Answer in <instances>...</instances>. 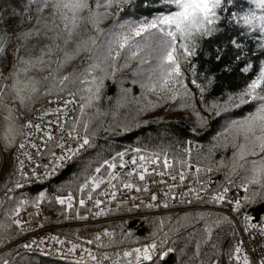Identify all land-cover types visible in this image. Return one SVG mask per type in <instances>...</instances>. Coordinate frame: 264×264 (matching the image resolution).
<instances>
[{"label":"snow or ice","instance_id":"snow-or-ice-1","mask_svg":"<svg viewBox=\"0 0 264 264\" xmlns=\"http://www.w3.org/2000/svg\"><path fill=\"white\" fill-rule=\"evenodd\" d=\"M247 2L254 7L243 15H238L237 12L230 11L235 0H152L154 14L151 19L144 18L137 22L126 20L106 31L101 25L112 16L111 9L124 11L123 6H130L133 0H6L5 8L0 10V170L7 164L5 157L8 152L5 149L10 150L13 146L29 161H33L34 156L46 148L53 157L49 171L43 173L48 178L56 175L57 169L62 166L78 163L81 153L94 147L95 130L92 123L98 118L99 112L92 110L96 107L95 102L101 99L104 81L130 67L131 61H137L139 65L150 64L148 57L158 52L155 57L157 63L147 69L146 82L142 87L165 100L175 101L178 96L191 99L193 93L185 83L181 59L189 63V58L196 55L200 40L211 38L214 33L221 31L219 25L222 20L244 29L240 35L254 39L258 50L264 52V0ZM144 6L148 4L145 3ZM46 11L48 16L43 15ZM21 23L24 26L17 31V25ZM146 34L149 38L158 36L159 39L155 43H149L144 39ZM13 37L21 43L9 52L6 45L11 43ZM229 43L236 49L244 47L235 38ZM146 51L147 57L142 56ZM222 53L221 49L215 57L217 64L224 60ZM81 56L84 59L74 63ZM235 59L239 61L241 56L237 55ZM222 68L224 72L232 70L227 63ZM191 71L195 76L194 66ZM241 71L244 74L251 73L253 64L245 63ZM202 75L205 77L203 83L194 78L191 84L199 90L203 100L205 86L211 89L216 83V77L212 73ZM36 104L41 106L36 108ZM50 104H56L57 107L49 110ZM247 105H251L249 113L242 119L230 120L220 134L223 142L233 150L228 164L223 160L205 163L207 157L193 160L189 150L185 151L184 156L170 160L163 150L147 152L141 148L133 149L137 155L128 160L125 159L126 152H117L111 159L101 161L93 169L95 174L87 175L83 183L78 185V191L85 193L88 201H92L93 206L98 209L92 216L98 218L108 214L101 208L104 201L96 198L93 193L109 197L108 203H111L117 199L118 191L149 192L146 178L154 176L160 177L158 183L167 187L163 208L169 207L168 199H176L172 190L185 186L190 175L200 187L189 185L188 191L181 196V203L192 204L193 201H199L204 204L228 205L231 206L229 211L235 213L240 212L242 200L247 205L264 206V61L238 93L229 95L227 103L206 105L205 114L197 111L194 104H188L187 107L192 108L197 126H206L208 112L220 116L233 107ZM48 117L54 119H46ZM192 130L195 131V128ZM29 148L35 152L27 151ZM52 148L60 151L57 153ZM16 160L25 179H39L40 174L36 169L40 165H35L31 173H24V160L19 155ZM177 164L179 168L176 167ZM221 168L228 169L227 176L240 179L239 187L245 192L244 197L228 198L227 186L207 197L201 196V192H208L206 185L212 183L210 178L202 181L201 176ZM125 169L127 171H123ZM166 176L179 183L167 184L164 179ZM137 180L144 182L143 185L138 184ZM156 182L153 180V183ZM15 186L23 187L19 182ZM250 186H258L259 191H253L249 195ZM6 190L10 192L12 189ZM190 194L192 199L185 200L184 197ZM45 199L46 194L41 191L33 202L34 206L39 207L40 202ZM130 199L136 200L137 197L132 196ZM150 199L155 202L158 197L152 194ZM55 202L66 209H73L71 193L56 197ZM28 203L27 200H20L9 213V218L17 228H22L23 225L15 217L20 215L21 209ZM78 203L81 208L86 206L84 199H80ZM157 206L155 203L145 205L149 209ZM87 211L92 212V209L88 208ZM76 218L86 221L89 216L77 212ZM243 218L247 222L243 231L247 233L256 230L264 241V223H252L255 217L250 214ZM182 219L185 221L183 224L177 221L180 227H190L204 221L203 238L195 245L193 256V261H199V264H205L199 260L201 244L213 238L214 229H219L224 224H233L228 216L213 218L211 213L203 212L191 217L186 215ZM261 221H264V215L261 216ZM159 227L163 229L164 220L160 221ZM172 230L179 231V227ZM232 234L236 235L235 231ZM127 235L130 237L132 233ZM167 235L165 233V237ZM189 235H195V232H190ZM113 237L114 233L105 229L92 239L84 241L88 245H94L99 251L82 248L79 259L72 264H87L88 261L91 264H153L157 243L153 241L130 250H116L125 240H115ZM104 238H107L106 242ZM51 239L61 245L65 244L64 240L56 236ZM251 239H255V236ZM35 243L33 240L23 247L31 250ZM40 243L43 244L44 241L41 240ZM243 244V240L235 243L228 241L226 252L222 253L220 244L213 243L215 252L211 264H226L224 259L219 258L223 256L227 257V264H264V250L257 251L254 247L256 255L250 258ZM80 248L81 245L72 243L64 254L75 253ZM171 251L169 248L161 253L159 259H164ZM3 264H8V261L5 260Z\"/></svg>","mask_w":264,"mask_h":264},{"label":"trees","instance_id":"trees-1","mask_svg":"<svg viewBox=\"0 0 264 264\" xmlns=\"http://www.w3.org/2000/svg\"><path fill=\"white\" fill-rule=\"evenodd\" d=\"M151 2L152 0H133L130 6H123L124 11L118 12L116 8L111 9L113 20L102 24L101 28L107 31L116 24L126 20L137 22L144 18L151 19L154 14ZM145 3L148 6H144ZM253 7L247 0H235L230 11H235L238 15H243ZM240 23L242 24V21ZM23 26V23L18 25L17 31ZM219 27H221V31L214 33L211 38L200 40L196 55L189 58V63L181 59V69L185 73V83L188 84L189 89L193 93L191 99L186 100L178 96L175 101L171 99L165 100L142 87V84L146 82L147 69L152 67L151 63L139 65L137 61H131L130 67L124 68L112 79L105 80L104 87L101 91V99L95 102L96 107L92 110V112H99L98 118L92 123V128L95 130V136L93 138L94 147L82 152L78 158V163L65 165L61 170L57 171L56 175L48 178L46 182L25 183L14 163L16 147L13 146L11 155L9 153L11 149H5L8 152V155L5 157L7 164L0 170V174L2 172V175H4L3 184L0 185V205H2L0 206V264H3L5 260L8 261V264H72L81 255L52 256L41 252L40 248L33 251L26 250L21 242H17L25 236V231L23 228H17L12 223V220L9 218V213L11 209L18 205V199L29 202L21 209V216L30 207H34L33 202L36 197L41 191H44L46 199L41 201L39 206L44 210L42 212L50 213L51 215H55L53 218H57V215L65 214L66 212L61 205L55 202L52 191H75L82 177H86L91 173L97 163L104 158L108 159L107 157L118 150L138 146L149 150H163L173 156H178L184 154L183 149L186 141L195 140L200 144L198 147L193 148L191 151L192 155L196 154L195 159L206 157L203 153L208 152L213 146V137L216 134L219 116L211 115L207 120L206 126L193 131V127L185 120L181 118H164L161 115L169 114L168 109L173 105H182L188 101H192L204 113L206 105L210 106L214 103L223 105L228 102L229 95L238 93L258 71L260 63L264 61V52L258 50L256 41L247 36L240 35L244 29L235 24H226L222 20ZM233 38L241 41L244 47L242 49L234 48L229 43ZM144 39L149 43L155 42V37L149 38L147 34ZM20 43V41L13 37L9 47H7L8 51L11 52ZM10 46H13V48ZM221 49L223 50L224 60L221 64H217L215 57ZM141 55L147 57V51ZM237 55L241 56L239 61L235 59ZM148 58L150 59V57ZM83 59L84 57L82 56L76 63H79ZM248 62L253 64V71L244 74L241 68ZM224 63L230 66L232 69L230 72L223 71L222 65ZM193 66L195 68V76H193L191 71ZM132 69L138 71V80L131 84V102L123 111H120L109 99L117 92L118 79ZM209 73L215 75L216 83L211 89L205 86L206 91L202 100L199 90L191 84V80L195 78L203 83L205 77L202 74ZM250 110L251 105H247L241 108L233 107L228 113L232 117L242 119ZM144 112H158V116L150 117L144 122L136 121L131 123L133 121L129 119L131 114L135 115ZM210 114L211 112L207 113V115ZM123 126L124 128L121 129L120 127ZM227 171V168H221L219 171L211 172L214 183H212V186L215 185L218 189H222L230 185L232 183L230 181L236 177L227 176ZM17 182L22 184L23 187L16 188L15 185ZM7 188H11L12 190L8 192L6 190ZM218 189L211 192L214 193ZM253 191H259L258 186H250L248 194L251 195ZM193 203V205H196L201 202L193 201ZM242 205L240 212L236 213L239 218L250 214L255 217L254 221L264 223V221H261V216L264 215V206L259 204L247 205L243 203V200ZM201 212L211 213L213 218L225 216L222 213L203 210L178 216H149L146 218L133 216L125 222L117 223L112 220L109 224H98L97 222L64 223L56 222L51 218V221L49 220L45 225H57L56 231L62 234L64 233L61 231L64 230L73 234L90 236L91 239L96 234L102 233L107 229L114 233L113 238L115 240H125L116 250H130L139 245L142 246L154 241L158 247L153 257V264H199V261H193V256L195 253V245L203 238L204 221L195 223L194 226L190 227H180L177 225V221L183 224L185 223L182 219L184 216L191 217ZM161 220H164L163 229L159 227ZM175 227H179V231L172 230ZM5 228L7 231H4ZM193 231L195 235H189ZM233 231H235L236 235L232 234ZM129 232L132 233L130 237L127 235ZM165 233H168L167 237H165ZM213 233V238L207 243H202L200 247L201 255L199 260L204 261L205 264H211V260L213 259L215 252V249L212 247L213 243L218 242L220 244V251L224 253L226 252L228 241L235 243L239 240V235L234 224L221 225V228L214 229ZM217 233H219L218 241ZM225 234H227V238H225ZM104 239L106 242L107 238ZM37 245H40V243ZM169 248L172 251L164 259H159L160 254ZM112 250L107 249V251ZM93 251L99 250L94 248ZM219 258L224 259L227 264L226 256ZM87 264H91V262L88 261ZM143 264H148V262H143Z\"/></svg>","mask_w":264,"mask_h":264},{"label":"rangeland","instance_id":"rangeland-1","mask_svg":"<svg viewBox=\"0 0 264 264\" xmlns=\"http://www.w3.org/2000/svg\"><path fill=\"white\" fill-rule=\"evenodd\" d=\"M5 6H6V0H4V2H0V10H3L5 8ZM48 14L49 13L47 11L43 13L44 16H48ZM112 20H113V17L111 16L104 23L111 22ZM158 39H159V37L156 36L155 42ZM6 47H9V45H6ZM10 47L13 48V46H10ZM158 54H159L158 52L153 53L152 56L150 57L152 66H154L157 63L155 57ZM74 63H76V61ZM71 67L72 66L69 67V69H68L69 71H70ZM137 80H138V71H136L135 69H132V70L124 73L118 79L117 92L109 100L120 111H123L125 109V107L131 102V100H132L131 84L136 82ZM188 104H194V103L192 101H188L182 105L175 104L168 109L169 114H165V115H161V116L164 118H181V119L185 120L186 122H188L195 129L202 128L203 126H197L196 117L193 114L192 108L187 107ZM194 105H195V109L197 111H200L202 114H205L204 112H202L198 108V106L196 104H194ZM211 115L212 114L207 115V120L209 119V117H211ZM155 116H158V112H153V113L144 112V113H141V114L138 113L135 115L131 114L129 116V119L133 120L131 123L136 122V121L144 122V121L148 120L150 117H155ZM218 118H219V123H218L217 128H216V134L213 137V146L211 147V149L208 152L203 153V154L208 158V160L205 163L223 160L226 164H228V163H230V159L232 157L233 150L231 149L230 146H228L227 144H225L223 142V137H221L220 134L223 132L225 127L229 124L230 120L237 119V118L232 117L228 112L223 113ZM120 128L122 129V128H124V126L120 127ZM185 144L186 145L183 149V152H184L183 155L173 156L167 151H164V152H166L168 155V158L170 160H172L173 158H179V157L184 156L186 150H189L191 152L193 150V148L198 147L200 143L198 141H195V140H188V141H186ZM135 148H141V147L135 146L132 148H125V149L118 150L117 152H126L127 155L125 157L131 158L135 154L132 151ZM141 149H143L147 152H152V151L160 152L161 151V150H149V149H144V148H141ZM12 152H13V147L11 148V152H9L10 155ZM117 152H115L114 154H112L111 156H109L107 158H111L112 156H115V154ZM195 155L196 154L192 155V153H191V157L193 160H195ZM104 159H106V158H104ZM103 160H101V161H103ZM99 163H97V165ZM94 167H93V169H94ZM176 167L179 168V164H177ZM93 169H92L90 174H95L93 172ZM125 170H127V169H125ZM125 170H123V171H125ZM3 178H4V175H2V172H1V174H0V185L3 184L2 183ZM84 178L85 177H82L80 179L78 185L83 183ZM209 178L212 181L211 173H208L206 176L205 175L201 176L202 181H206ZM146 179H147V184L149 187V192L137 193L134 190L132 192L118 191L117 199L112 201L111 203H108L109 197H102V196H98L96 193H93V195L96 198H99V199L104 201V203H102V205H101V208H103L108 213L106 216H101L98 218L92 216V213L98 211V209H96L93 206L92 201L88 202L87 195L85 193L78 191V186H77V189L75 191H67V192H59L57 190L52 191V196H53L54 200L58 196L64 197V196H67L69 193H71L73 195V198H74L73 209L69 210V209H66L65 207H63L66 213L57 215V218H53L55 215H51L50 213L42 212L44 210L40 206L39 207H35V206L30 207V209H28L27 211H25L23 213L29 212L31 214L32 212H34V213H36V215L40 216V219H38V221L32 222L34 225H45L46 223H48L49 220L51 221V218L54 219L56 222H64V223L69 222V223L77 224L80 222H82V223L97 222L98 224H103V223L109 224L112 222V220H114L117 223L118 222H125L133 216H137L139 218H146L149 216H158V217L169 216V215L178 216V215L186 214V213H195V212H199V211H203V210H207V211L209 210L206 208H195L194 207V206H198V205H206L204 203H200V204H196V205H193L194 203H192V204L181 203V196L183 193L188 191L189 185L192 187H197V188L200 187L199 184L193 183L194 179L192 178L191 175L189 176V179L185 181V186L176 187L172 190V194L175 195L176 199H174V200L168 199L167 200V202L169 204L168 208L162 207V203L165 200L164 193L167 191V187L165 184L158 183V181L161 178L158 176H154V177H148ZM164 179L167 181V184H173V183L178 184L179 183L178 180L177 181H171L170 179H168L167 176L164 177ZM237 179L240 180L238 177H236L232 181H235ZM153 180H155L157 182L153 183ZM136 182L140 185H143V183H144V182H140L138 180ZM212 183H213V181H212ZM212 183L206 185L208 187V192H201V196L207 197L213 193L211 191H215L216 189H218L217 186H215V185L212 186ZM232 184H233V182L230 185H232ZM230 185H228V186H230ZM99 191L100 190L98 189L97 192H99ZM152 194L157 195V197H158L157 201H155V202L151 201L150 197ZM132 196L137 197V199L136 200L130 199V197H132ZM186 198H187V200L192 199V195L190 194L189 196H186ZM80 199H84L86 201V206L84 208H81L79 206L78 201ZM19 201H20V199L17 200V203ZM141 201H143V203H141ZM195 202H199V201H195ZM148 203H155L158 206L154 207L152 209H149V208L145 207V205ZM209 204H211V203H209ZM135 205H139V207H135ZM88 208H91L92 212L87 211ZM31 210H32V212H30ZM209 211H212V210H209ZM77 212H79L80 215H88L89 219L86 221L81 220V219H77L76 218ZM213 212H217V211H213ZM218 213H220V212H218ZM20 218H22L20 215L18 217H16V219H20ZM76 226H81V225H76ZM61 232H63L66 236L73 237L76 239V241L80 242L79 245H81V248H80L81 251H82V248H92V249L95 248L94 245H88V244L84 243V241L91 239L90 236H82L79 234H73V233H70V232H67L64 230H62ZM137 247H141V246L139 245Z\"/></svg>","mask_w":264,"mask_h":264},{"label":"built area","instance_id":"built-area-1","mask_svg":"<svg viewBox=\"0 0 264 264\" xmlns=\"http://www.w3.org/2000/svg\"><path fill=\"white\" fill-rule=\"evenodd\" d=\"M40 106L41 104L35 105L36 108H39ZM55 107H57L56 104L48 105L49 110H52ZM46 119H54V118L48 117ZM37 137H38V134H37ZM27 151L35 152V150L30 149V148L27 149ZM52 151H55L58 153L60 150L57 148H52ZM14 155H15L14 163L20 173H21L20 165H19V162L16 160L17 155H19L21 160H24V167H23L24 173H31L35 165L37 164L40 165V167L36 169V171L40 174L39 179H37L36 177H29L28 179H25L24 175H22L21 173L25 183H32V182L42 183L48 180V177H45L43 173L46 171H49L50 162L53 160V157L51 156V153L46 148H43L39 155H35L33 161H29L24 155L18 153L17 149H15ZM134 155H137V154L135 153ZM108 159H111V158H108ZM125 159L128 160L130 158L125 157ZM63 167L64 166L57 169V171L61 170ZM152 167H155V165H153ZM117 170L119 171V169ZM239 185H240V180L237 179L234 181L232 185L227 186L229 187L228 198L238 199V198L244 197V191L240 189ZM101 188L103 189L104 186L102 185ZM184 199L187 200L186 197ZM194 207L195 208H206L212 211H217V212L224 214L225 216H228L229 219L233 220V224L235 225L237 232L239 234V240H243L244 242L243 247L245 251L249 254L250 258H254L256 255V251H253L254 247L257 251L264 250V241H262L259 232L256 230H250L249 232L245 233L243 229L245 225L247 224V222L244 220V218H238L235 212H230L229 208L231 206L206 204V205H198ZM257 222L258 221H254V220L252 221V223H257ZM22 225H23L22 228L25 231V236L22 237L17 242H21L24 245L26 243H31L33 240L36 241L32 249L29 251H33V250H36L37 248H40L41 252L48 254V255H52V256H66V255L81 254V249H77L75 253H67L66 255L64 254L67 252V249L71 247L72 243L79 244L80 242L76 241V239L73 237L66 236L65 234H62L56 231V228L58 227L57 225H43V227H41L40 225L30 224L29 222H23ZM52 236H56L59 239L64 240L65 244L61 245L57 243L56 241H53L51 239ZM253 236H255V239H251V237ZM41 240L44 241L43 244L40 243ZM38 243H40V245H37Z\"/></svg>","mask_w":264,"mask_h":264},{"label":"crops","instance_id":"crops-1","mask_svg":"<svg viewBox=\"0 0 264 264\" xmlns=\"http://www.w3.org/2000/svg\"><path fill=\"white\" fill-rule=\"evenodd\" d=\"M30 212H32V210ZM38 219H40V216L39 215H36V213L32 212L31 214H28L26 216H23L21 218V221L36 222V221H38Z\"/></svg>","mask_w":264,"mask_h":264},{"label":"bare ground","instance_id":"bare-ground-1","mask_svg":"<svg viewBox=\"0 0 264 264\" xmlns=\"http://www.w3.org/2000/svg\"><path fill=\"white\" fill-rule=\"evenodd\" d=\"M23 216V215H22Z\"/></svg>","mask_w":264,"mask_h":264}]
</instances>
